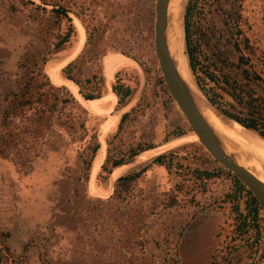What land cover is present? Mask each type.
I'll use <instances>...</instances> for the list:
<instances>
[{"label":"rangeland","instance_id":"1","mask_svg":"<svg viewBox=\"0 0 264 264\" xmlns=\"http://www.w3.org/2000/svg\"><path fill=\"white\" fill-rule=\"evenodd\" d=\"M26 1L34 5L22 0H0V150L4 155H0V264H211L213 254L217 264H255L264 237L256 252V247L246 244L245 237L234 236L231 205L224 202L233 185L230 172L196 143V136L162 89L153 49L155 0ZM53 3L67 11L71 21L60 19L54 35L67 31L69 24L75 29V35L61 51L52 50L55 36L45 35ZM241 5V34L234 39H248V48L232 50L230 62L236 63L240 55L248 59L242 70L258 80H242V88L253 94L264 111V0H242ZM206 21L221 27L223 20L208 14ZM79 34L83 39L81 49L72 53ZM110 54L133 59L111 79V86L123 84L132 94L122 108H116V100L109 113L92 111L61 70L78 58V76L84 80L101 75L104 97L111 91L105 76ZM183 57L195 90L208 105L194 84L184 54ZM24 58L28 62L26 69L34 73V63L40 64L44 58L43 73L51 84L65 87L88 115L71 104L58 108L50 127L35 133L31 125L34 111L25 109L20 116L9 118L5 126L2 115L6 98L11 99V93L18 91ZM207 63L210 65L211 60ZM209 71L218 77V72L211 68ZM52 74L60 76L59 80ZM203 81L205 90L220 107L242 110L208 79ZM127 106V112L138 106L136 118L112 140ZM216 112L219 113L217 109ZM65 118L74 123L85 120L88 133L97 129L98 136L110 122L104 137L98 138L105 152L107 138L112 140L114 150L122 147L123 161L130 159V148H154L138 156L134 164L112 172L106 181L99 177L101 166L96 163L85 183L81 180V159L89 136L81 141V129L69 133L62 128L59 123ZM179 130L185 135L163 142L166 135ZM170 151L178 161L170 175L164 168L150 165L154 157ZM104 159L105 153L101 165ZM246 162L248 166L251 163ZM146 166V173L126 195H113L114 180ZM250 167L254 168L252 163ZM193 170L216 176L198 180Z\"/></svg>","mask_w":264,"mask_h":264},{"label":"trees","instance_id":"2","mask_svg":"<svg viewBox=\"0 0 264 264\" xmlns=\"http://www.w3.org/2000/svg\"><path fill=\"white\" fill-rule=\"evenodd\" d=\"M39 1L43 4L45 3L44 0ZM22 2L31 6L34 5L32 1L22 0ZM241 4L242 0H187L182 18L184 55L194 84L206 100L223 116L256 133L264 140V111H261L260 105L256 104L257 99L253 97V94L249 93V91L245 92L242 88V80L252 79L255 81L258 80V77L255 75L251 77L246 71L242 70V67L248 65V59L242 55L237 57L236 63L230 62L232 50L240 52L241 46L248 48V39H234L235 36L237 37L241 34L238 27L241 19ZM49 13L52 15V20L46 25L45 35L46 37L55 36L56 41L52 45V50L61 51L75 35V29L72 24H69L67 31L54 35V32L59 29L60 19H67L69 23L71 21L67 17L68 12L60 8L56 3H53ZM208 14H213L218 19H222L221 27L216 26L214 23H207ZM230 20L236 25H233ZM230 45L231 47H229ZM76 60L68 63L61 70L64 79L70 81L78 88V94L83 100L89 102L100 99L102 97V88L104 87L103 78L101 75H91L84 80L80 79L79 74L76 72L78 70L75 68ZM208 60H211L210 65L207 63ZM45 63L44 58L40 61V64L38 62L34 63L33 66L37 69L34 73L26 69L28 62L27 58H24L22 66L25 70L21 77L18 91L11 93V99L6 98L7 104L2 115L5 126L9 118L20 116L25 109L34 111L31 125L35 128V133L50 127L53 115L58 111V108L64 109L71 104L81 114L88 115V112L69 94L65 87H56L51 84L47 75L43 73ZM210 68L219 73L218 77L210 73ZM238 71H240V74ZM204 78L220 88L242 110L235 112L234 110L230 111L220 107L205 90ZM162 89L167 96L168 94L163 85ZM61 92L63 93L60 94ZM114 94L117 98L116 108H122L132 92L129 87L117 83L114 86ZM138 110V106L131 108L129 112L120 117L116 134L113 135L112 140L123 131L125 124L135 120ZM59 124L69 133L76 130V128L81 129L82 135L79 137L81 141L89 136L85 153L81 159L83 174L81 180L87 183L91 168L93 171L102 147V143L100 144L99 141L101 135L99 134L98 138L97 129H93L92 133L89 134L85 127V120L74 123L72 119L65 118ZM184 135V131H174L166 135L163 142L167 143ZM112 140L107 138L105 159L103 164H100L99 177L103 181H106L114 173H112L113 169L124 160L122 147L114 150ZM153 148L151 145H139L136 148H130L128 149L129 158L140 156ZM0 155H3L2 150H0ZM173 155L174 152L172 151L160 154L151 160L150 165L162 167L170 175L178 162ZM147 170L148 166L118 177L114 183L113 195L119 198L126 195ZM192 173L198 180L207 181L216 176L208 171L193 170ZM228 174L231 176L233 185L232 189L225 194L224 202L231 205L229 213L232 215L234 236L236 238L245 237L247 240L246 244H249L250 248L256 247L257 252L261 239L264 237V219L258 203L250 191L236 177L230 173ZM2 234L5 239L9 238L7 233ZM260 250L261 253L255 264H261L263 261L264 244H262V249ZM215 259L216 256L213 254L211 256V264H217Z\"/></svg>","mask_w":264,"mask_h":264},{"label":"bare ground","instance_id":"3","mask_svg":"<svg viewBox=\"0 0 264 264\" xmlns=\"http://www.w3.org/2000/svg\"><path fill=\"white\" fill-rule=\"evenodd\" d=\"M187 0H169L167 8V29H166V42L167 47L171 56V59L175 63L177 71L181 76L182 80L187 85L190 94L199 108L200 113L207 121L210 128L215 133V136L219 140L225 153L232 157L235 162L241 167L248 170L253 176L257 178L260 182L264 183V141L256 134L247 129L240 127L238 124L233 123L224 119L222 116L209 108L208 105L201 97V95L195 90L188 72L184 65L183 57V29H182V16L184 12V7ZM82 34L78 35V42L74 47L72 53H78L81 49ZM131 62L128 58L117 55L110 54L106 60L105 66V76L107 80L108 88L111 87V79L114 73L128 65ZM137 62V61H136ZM127 67V66H126ZM141 69V68H140ZM55 80H59L60 76L56 74L53 75ZM78 94V91H77ZM117 98L111 91L104 97L94 100V101H84L88 109L96 112L109 113L112 111ZM130 105V104H129ZM130 105L129 107H131ZM124 108V113L127 112ZM108 127H110V122L105 125V127L100 130L101 138L107 132ZM103 141V140H102ZM103 143V142H102ZM105 153V145L101 147L98 154L97 166L100 167L103 156ZM246 160L251 162L254 168L246 164ZM97 171L94 170L93 175Z\"/></svg>","mask_w":264,"mask_h":264},{"label":"water","instance_id":"4","mask_svg":"<svg viewBox=\"0 0 264 264\" xmlns=\"http://www.w3.org/2000/svg\"><path fill=\"white\" fill-rule=\"evenodd\" d=\"M168 3L169 0H155L154 24H153L154 55L165 89L171 101L180 111L190 132L196 136L197 138L196 143H198L204 149V151L213 159V161L216 164H218L222 169L230 172L247 190L250 191V193L258 203L261 215L264 219V183L257 180V178L253 176L248 170L238 165L232 157L228 156L225 153L219 140L215 136V133L213 132V130L210 128L205 118L200 113L199 108L195 104L187 85L182 80L181 76L177 71L175 63L171 59L167 47L166 36H165L167 29ZM121 55L128 59H131L127 55H123V54ZM131 60L133 61V59ZM111 92L114 93L113 86H111ZM210 106L212 107V105ZM219 115L228 121L236 123L226 118L221 113ZM138 156L130 158L127 161H123L119 166L114 168L112 172L116 171L117 169L123 166L134 164L135 162H137L136 160ZM115 181L116 180H114V183ZM114 183L112 185L113 187H114Z\"/></svg>","mask_w":264,"mask_h":264}]
</instances>
